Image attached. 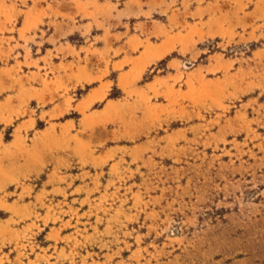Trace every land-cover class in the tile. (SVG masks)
Returning a JSON list of instances; mask_svg holds the SVG:
<instances>
[{
  "label": "rangeland",
  "instance_id": "obj_1",
  "mask_svg": "<svg viewBox=\"0 0 264 264\" xmlns=\"http://www.w3.org/2000/svg\"><path fill=\"white\" fill-rule=\"evenodd\" d=\"M0 264H264V0H0Z\"/></svg>",
  "mask_w": 264,
  "mask_h": 264
}]
</instances>
